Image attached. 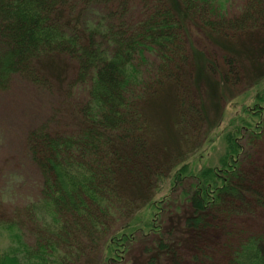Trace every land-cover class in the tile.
<instances>
[{
	"label": "trees",
	"instance_id": "obj_1",
	"mask_svg": "<svg viewBox=\"0 0 264 264\" xmlns=\"http://www.w3.org/2000/svg\"><path fill=\"white\" fill-rule=\"evenodd\" d=\"M249 81L217 160L182 154L215 148L205 92ZM263 81L264 0H0V93L47 109L22 143L36 194L0 190V264H123L137 241L141 264H264Z\"/></svg>",
	"mask_w": 264,
	"mask_h": 264
},
{
	"label": "rangeland",
	"instance_id": "obj_2",
	"mask_svg": "<svg viewBox=\"0 0 264 264\" xmlns=\"http://www.w3.org/2000/svg\"><path fill=\"white\" fill-rule=\"evenodd\" d=\"M61 66H64L62 72V67L52 72L55 75L56 88L59 90L62 89L72 72L70 64L61 63ZM248 83H250V90L253 93L246 96H243V93H239V91H235L227 94L225 98L220 96L221 100H215L210 96L212 94L205 92L207 125L204 135L208 132L212 133V138L217 136L215 138V148L213 149L212 145L208 146L209 141L206 135L196 145L184 143L183 147L185 148L181 150L182 154L194 150L195 156L198 157L208 149L209 159L212 162L217 160L218 154L222 150L218 138L219 131L228 124L231 117L238 113L245 104L249 103L250 98L258 88L254 81ZM263 85L264 83L261 84V86ZM14 87V90L0 93V190L26 200L36 194L39 184L38 175L30 162L25 159L23 155L25 153L22 150L26 130L35 125L34 123L37 121L28 123L26 118L29 115L36 114L38 120H40L46 115L47 109L46 103H43L44 100L40 99L41 103H39L37 95L31 91L32 87L22 82L17 83ZM220 120L221 122L217 127ZM209 159L203 158L199 166L207 163ZM19 185H22L21 188H19ZM24 196L25 198H23ZM173 209L176 212V209ZM142 261V245L137 241L130 247L123 264H141Z\"/></svg>",
	"mask_w": 264,
	"mask_h": 264
}]
</instances>
